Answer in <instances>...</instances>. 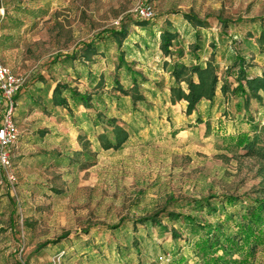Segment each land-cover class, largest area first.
<instances>
[{
  "label": "rangeland",
  "instance_id": "374dc122",
  "mask_svg": "<svg viewBox=\"0 0 264 264\" xmlns=\"http://www.w3.org/2000/svg\"><path fill=\"white\" fill-rule=\"evenodd\" d=\"M139 4L150 18L136 16ZM123 28L118 48L110 33ZM164 31L175 36L170 55ZM236 57L249 77L264 70V0H0V63L23 80L18 141L0 167V264H199L190 225L166 214L235 230L244 201L264 199V161L228 141L256 136L264 148V95L244 107L232 94ZM206 65L215 96L186 114L171 103L172 69ZM56 87L67 108L53 105ZM113 126L128 139L104 149L99 136L113 141ZM250 264H264V245Z\"/></svg>",
  "mask_w": 264,
  "mask_h": 264
},
{
  "label": "trees",
  "instance_id": "16d2710c",
  "mask_svg": "<svg viewBox=\"0 0 264 264\" xmlns=\"http://www.w3.org/2000/svg\"><path fill=\"white\" fill-rule=\"evenodd\" d=\"M183 16L198 27L203 25L194 16ZM221 25L224 29L228 27V24L223 21H221ZM110 36L115 41L117 47L120 48L122 40L127 36V32L123 28L111 32ZM174 38V34L170 31L161 33L159 47L164 55H170L169 47ZM85 47V51H88V53L91 52L88 45ZM119 60L123 63L122 54L119 55ZM171 75L175 82V86L170 88L171 103L185 102L186 114L192 113L202 100H213L219 82L215 66L206 65L204 68L200 66L190 68L175 66L172 69ZM226 75L234 76L235 85L232 89V94L243 98L244 107H247L249 101L252 99L261 103V95H264V70L259 76L249 77L245 67V61L236 57L232 67L226 69ZM131 76L133 82L132 89L136 91L138 89L136 86L137 75L131 72ZM181 82L185 83V90L180 88ZM62 90L64 88L60 87H56L53 90L51 97L52 103L55 106L67 108L68 101L62 96ZM120 90L124 94L126 93L123 89ZM220 90L224 95L227 93V80H224ZM71 93L73 96L79 97L82 104L87 105L89 97L78 94L76 91H72ZM111 133L113 135V141L108 140L104 135L99 136L104 149H119L128 139L127 132L122 128L113 126ZM228 141L231 145L246 151V155L258 157L264 161V148L257 146L260 142L256 136L249 139L247 136L239 135L236 140L229 139ZM236 201L235 198H225L226 204L230 207H233ZM244 203L246 206L243 213L239 216L240 222L235 224V230L224 229L226 220L221 225L212 227L200 223L194 216L190 215L170 212L166 214V217L170 221L183 219L190 225V233L193 237L189 243L191 245V253L199 259V264H250L254 259L257 248L264 245V199H246ZM212 205L209 202H205L204 204L202 202H195V208L203 209L205 207L208 209V213L215 214L216 209L212 208ZM228 219H232V217L229 216ZM139 223L158 224V221L155 218L141 219ZM64 237L66 235L59 239H63ZM172 237L176 238L177 235L172 234ZM59 241L55 240L52 244L58 243ZM45 246H40L39 250ZM235 255L238 258H235ZM179 262L185 263L186 259L180 258Z\"/></svg>",
  "mask_w": 264,
  "mask_h": 264
},
{
  "label": "built area",
  "instance_id": "2783aa9c",
  "mask_svg": "<svg viewBox=\"0 0 264 264\" xmlns=\"http://www.w3.org/2000/svg\"><path fill=\"white\" fill-rule=\"evenodd\" d=\"M135 14L140 19L152 16L151 8L139 4ZM23 85V80L15 76L11 70L0 63V167L6 169L10 166L9 150L18 141V129L13 120L15 96Z\"/></svg>",
  "mask_w": 264,
  "mask_h": 264
}]
</instances>
